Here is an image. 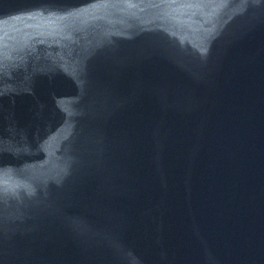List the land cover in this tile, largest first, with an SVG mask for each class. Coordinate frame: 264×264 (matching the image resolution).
Instances as JSON below:
<instances>
[{
    "label": "water",
    "instance_id": "1",
    "mask_svg": "<svg viewBox=\"0 0 264 264\" xmlns=\"http://www.w3.org/2000/svg\"><path fill=\"white\" fill-rule=\"evenodd\" d=\"M0 264H264V0H0Z\"/></svg>",
    "mask_w": 264,
    "mask_h": 264
}]
</instances>
